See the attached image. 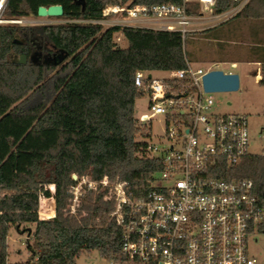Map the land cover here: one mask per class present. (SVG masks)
<instances>
[{"label": "trees", "instance_id": "trees-1", "mask_svg": "<svg viewBox=\"0 0 264 264\" xmlns=\"http://www.w3.org/2000/svg\"><path fill=\"white\" fill-rule=\"evenodd\" d=\"M128 1L4 3L1 15L18 19L36 17L40 5L60 4L63 14L56 18L66 21L0 24V264L8 263L12 228L28 234L25 247L34 264H76L89 251L102 258L118 255L120 230L111 217L113 198L107 189L84 187L82 207L71 213L69 190L76 183L72 175L78 180L84 176L125 180L133 196L144 195L161 162L146 152L149 123L134 114L136 99L146 93L134 83L136 72L183 69L189 61L187 36L194 42L195 36L209 37L213 30L230 28L232 20L264 18V0H249L234 17L189 32L184 41L173 31L90 22L102 18L105 4ZM233 3L217 0L216 11ZM190 12L197 13L198 5ZM118 33L126 47L114 40ZM43 50L56 54L45 60L27 59L25 64L11 62V55L29 58ZM259 83L264 85V62ZM222 171L224 178L251 179L255 193L264 197V157L249 155L235 166L224 165Z\"/></svg>", "mask_w": 264, "mask_h": 264}, {"label": "built area", "instance_id": "built-area-1", "mask_svg": "<svg viewBox=\"0 0 264 264\" xmlns=\"http://www.w3.org/2000/svg\"><path fill=\"white\" fill-rule=\"evenodd\" d=\"M5 1H0V17ZM132 1L105 4L102 18L90 22L173 31L184 41L198 26L234 17L249 0H232L222 11H216L217 0L151 6ZM195 4L198 12L192 13ZM207 71L187 62L160 78L136 72L134 83L146 91L149 109L164 117L166 137L159 146L147 142L146 152L160 160L161 169L144 195L133 196L125 180L72 177L71 213L80 209L82 185L107 189L114 200L119 254L103 258L108 264H264L251 251L264 235V197L249 178L222 177L224 165L235 166L249 155L264 157V127L258 134L261 151L251 153L246 115L213 112L214 92L202 85ZM139 119L151 120L146 114Z\"/></svg>", "mask_w": 264, "mask_h": 264}, {"label": "rangeland", "instance_id": "rangeland-1", "mask_svg": "<svg viewBox=\"0 0 264 264\" xmlns=\"http://www.w3.org/2000/svg\"><path fill=\"white\" fill-rule=\"evenodd\" d=\"M1 25H33L45 23H63L66 20L56 17H25L18 19V23L11 24L4 22L10 20V17L1 15ZM264 22V18L258 19ZM237 23L238 20H232ZM231 21V22H232ZM255 21V20H251ZM230 22V23H231ZM229 23V24H230ZM107 27L108 25H104ZM247 24H242L234 32L220 33L219 40L212 41L205 39L203 36H195L194 42L189 36L186 38L185 50L187 54L188 63L193 67H202L204 70L221 69L224 72H234L239 77V87L235 91H218L213 93L214 104L212 107L213 112L216 113H231L243 114L247 117L248 129L250 132L253 144L250 146L251 153H258L261 151V143L258 137L259 129L264 127V85L259 83L262 75V65L264 58L258 63L257 67L259 75L254 73L256 59L258 54L257 48L264 45L263 41L255 37L245 42L243 32L247 28ZM117 45L126 47L127 42L123 39L121 34H117L114 38ZM192 42V43H191ZM260 54V53H259ZM245 61L232 64L230 61ZM42 61V60H41ZM250 62V63H248ZM254 63V64H253ZM149 74L153 78H160L166 76L162 71H151ZM134 114L140 118L141 114L148 115L151 120L149 123V135L146 138L147 142L159 146L166 142L165 137V122L162 114L155 113L149 109V97L146 93L142 94L135 101ZM140 139V138H139ZM80 203L77 207H82V200L86 196L87 190L82 185L80 189ZM103 190L99 189V192ZM68 202L71 204L70 199ZM69 204V205H70ZM73 205V202H72ZM46 202L43 203L42 214L45 215ZM39 216V215H38ZM46 219V218H41ZM28 234L25 230L16 231L14 228L10 230L8 235V263L7 264H34V259H29V253L25 247V241ZM253 255L258 261L264 262V235L257 237V243L253 246ZM76 264H108L101 258L96 251H89L82 253L77 259Z\"/></svg>", "mask_w": 264, "mask_h": 264}, {"label": "water", "instance_id": "water-1", "mask_svg": "<svg viewBox=\"0 0 264 264\" xmlns=\"http://www.w3.org/2000/svg\"><path fill=\"white\" fill-rule=\"evenodd\" d=\"M37 16L41 17H59L63 14V8L60 4H52L48 6L40 5L36 11ZM17 18H10L5 20L6 23L16 24ZM15 43H21L14 39ZM27 59L33 60L32 56L29 58L26 54L11 55V62L16 64H25ZM203 89L206 92L218 91H235L239 87V77L237 73L224 72L221 69H211L202 76ZM75 178V175H72Z\"/></svg>", "mask_w": 264, "mask_h": 264}, {"label": "crops", "instance_id": "crops-1", "mask_svg": "<svg viewBox=\"0 0 264 264\" xmlns=\"http://www.w3.org/2000/svg\"><path fill=\"white\" fill-rule=\"evenodd\" d=\"M220 24V23H219ZM242 24H247L248 27L244 29L243 32V37L245 39V42H247L248 44V39H250V37L252 38H256L260 41H263L262 38H264V22L262 20H255V21H239L237 23H233V21L230 23V28L229 27H226L225 29L223 30H213L211 32V35L209 37H205V39H210L212 41H216V40H219L220 38V33H223V32H234L235 30H237ZM215 25H218V24H215ZM213 24H209V25H204V26H198L196 27V30L195 31H198V30H202V29H206V28H209V27H213L215 26ZM219 29V28H218ZM257 53L256 54L257 56L260 55V57H256V59H253V62L256 63V67L254 69V73L255 74H258L259 75V70H258V63H260V61L264 58V45L261 46V48H257L256 49ZM260 53V54H259ZM232 64L234 63H240V62H245V61H236V60H233V61H230ZM250 63V62H248ZM253 63V64H254ZM228 72H231V71H228ZM234 73V72H233Z\"/></svg>", "mask_w": 264, "mask_h": 264}, {"label": "flooded vegetation", "instance_id": "flooded-vegetation-1", "mask_svg": "<svg viewBox=\"0 0 264 264\" xmlns=\"http://www.w3.org/2000/svg\"><path fill=\"white\" fill-rule=\"evenodd\" d=\"M21 43H24V41H20ZM56 54V51H49V50H43L41 52H39L38 54L32 52L30 53L29 57L32 56V59H38V56H41L42 60L44 59H47V58H51V57H54Z\"/></svg>", "mask_w": 264, "mask_h": 264}, {"label": "bare ground", "instance_id": "bare-ground-1", "mask_svg": "<svg viewBox=\"0 0 264 264\" xmlns=\"http://www.w3.org/2000/svg\"><path fill=\"white\" fill-rule=\"evenodd\" d=\"M1 1V0H0ZM0 22H2V21H0Z\"/></svg>", "mask_w": 264, "mask_h": 264}]
</instances>
